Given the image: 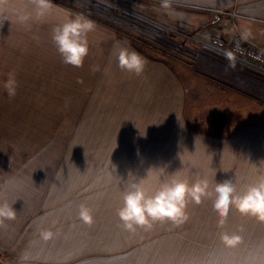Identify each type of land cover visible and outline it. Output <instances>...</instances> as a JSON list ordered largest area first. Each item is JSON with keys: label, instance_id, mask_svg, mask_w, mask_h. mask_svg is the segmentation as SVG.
Wrapping results in <instances>:
<instances>
[{"label": "rangeland", "instance_id": "1", "mask_svg": "<svg viewBox=\"0 0 264 264\" xmlns=\"http://www.w3.org/2000/svg\"><path fill=\"white\" fill-rule=\"evenodd\" d=\"M95 1L161 33L154 40L156 47L122 34L161 55L189 65L171 55L180 54L171 47L211 50L205 42L212 35L198 39L176 25L173 16L179 12L167 5L153 0ZM52 8L39 16L36 0H0V199L14 203L17 210L15 218L1 225L16 232L24 225L25 241L45 247L48 254L40 259L47 264H264V222L232 208L225 224L218 226L207 200L189 202L187 219L179 225L156 222L134 233L123 228L116 212L121 192L151 166L181 170L192 179L231 178L238 186L251 182V168L237 155L227 157L224 148L205 137L187 134L179 143L173 122L137 118L108 96L87 97V80L79 98L81 89L73 85L79 83L81 66L65 64L52 39L54 27L71 13ZM9 67L17 70L7 71ZM9 72L18 81L11 97L2 86ZM235 117L239 124L249 122L243 111ZM81 203L92 209V223L78 215ZM240 228L241 242L226 248L220 232ZM42 229H51L53 237L43 239ZM22 258L0 247V264H18Z\"/></svg>", "mask_w": 264, "mask_h": 264}, {"label": "crops", "instance_id": "2", "mask_svg": "<svg viewBox=\"0 0 264 264\" xmlns=\"http://www.w3.org/2000/svg\"><path fill=\"white\" fill-rule=\"evenodd\" d=\"M153 1L177 10L179 13L173 16L176 25L198 39L219 34L227 40H243L264 49V0ZM52 5L54 10L74 12L55 2ZM230 12L235 13L231 19L227 17ZM218 13H226V25L219 19L203 26L211 23ZM92 20L95 28L88 33L89 51L77 69L79 83L73 85L81 89L79 98L85 94L84 81L87 80V97L108 96L112 103H118L121 111L136 113L137 118L173 122L175 131L172 133L179 136V143L187 134L213 141L219 149L226 150L225 154L230 153L227 157L235 159L237 155L251 168V182L264 174V104L251 101L247 95L195 73L182 61L136 44L114 28ZM120 47L135 50L144 58L141 73L120 67L116 55ZM243 102L247 107H241ZM240 111L248 123L236 122L238 117L235 116ZM201 127L205 132H198ZM193 150L194 153L202 151ZM225 157L222 155V160ZM4 226L0 223V247L21 254L23 258L18 264H47V260H42L48 254L45 247L36 241H25L24 225L17 232L10 225Z\"/></svg>", "mask_w": 264, "mask_h": 264}, {"label": "clouds", "instance_id": "3", "mask_svg": "<svg viewBox=\"0 0 264 264\" xmlns=\"http://www.w3.org/2000/svg\"><path fill=\"white\" fill-rule=\"evenodd\" d=\"M52 0H36L37 15L44 16L52 8ZM23 19V17H22ZM94 21L82 14H68L53 29L52 39L65 64L81 66L89 51L88 33L94 30ZM117 59L121 68L137 74L144 69V58L135 50L120 47ZM9 97L17 91L15 73L9 72L2 82ZM133 176H135L132 173ZM207 200L217 216V225L223 226L232 208L241 215L252 216L264 222V174L243 186L231 178L220 182L206 177L192 179L181 170L168 172L165 166H151L146 175L127 182L121 192V204L116 212L122 226L129 232L139 228L149 230L156 222L170 221L179 225L187 219L189 202L199 204ZM6 199H0V223L13 219L17 210ZM78 215L86 223L93 222L92 209L86 203L79 205ZM242 228L220 232V240L226 248L237 246L242 240ZM51 229H42L41 236L53 237ZM25 259L27 255L25 254Z\"/></svg>", "mask_w": 264, "mask_h": 264}, {"label": "trees", "instance_id": "4", "mask_svg": "<svg viewBox=\"0 0 264 264\" xmlns=\"http://www.w3.org/2000/svg\"><path fill=\"white\" fill-rule=\"evenodd\" d=\"M52 1L106 24L130 39L150 46H158L154 40L157 37L160 38L161 33L150 27L148 29V27L134 24L95 0ZM207 25L210 23L203 26ZM176 46L171 48L180 54L172 53L171 55L187 62L196 73L216 80L264 104V73L239 66L226 58L223 59L217 52L206 48L192 52L189 49L179 47V45ZM184 56H188L189 59Z\"/></svg>", "mask_w": 264, "mask_h": 264}, {"label": "built area", "instance_id": "5", "mask_svg": "<svg viewBox=\"0 0 264 264\" xmlns=\"http://www.w3.org/2000/svg\"><path fill=\"white\" fill-rule=\"evenodd\" d=\"M224 14V13H223ZM233 18L235 13H229ZM222 24L226 25L227 20L223 18ZM211 50L223 56L242 63L254 70L264 73V50L259 49L253 43L243 40H227L221 35H212L208 42H205Z\"/></svg>", "mask_w": 264, "mask_h": 264}, {"label": "water", "instance_id": "6", "mask_svg": "<svg viewBox=\"0 0 264 264\" xmlns=\"http://www.w3.org/2000/svg\"><path fill=\"white\" fill-rule=\"evenodd\" d=\"M219 20V16L218 15H216L215 17H214V19L212 20V22L211 23H215V22H217Z\"/></svg>", "mask_w": 264, "mask_h": 264}]
</instances>
